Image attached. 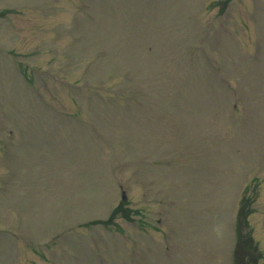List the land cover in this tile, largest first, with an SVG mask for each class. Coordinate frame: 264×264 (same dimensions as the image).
<instances>
[{"label":"rangeland","instance_id":"1","mask_svg":"<svg viewBox=\"0 0 264 264\" xmlns=\"http://www.w3.org/2000/svg\"><path fill=\"white\" fill-rule=\"evenodd\" d=\"M10 137L0 264H234L247 188L264 255V0H0Z\"/></svg>","mask_w":264,"mask_h":264}]
</instances>
